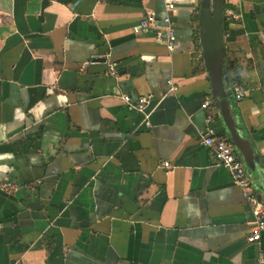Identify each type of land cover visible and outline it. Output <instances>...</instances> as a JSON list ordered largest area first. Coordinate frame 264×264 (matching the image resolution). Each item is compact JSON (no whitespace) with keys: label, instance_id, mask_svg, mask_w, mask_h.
<instances>
[{"label":"crops","instance_id":"0c3cea01","mask_svg":"<svg viewBox=\"0 0 264 264\" xmlns=\"http://www.w3.org/2000/svg\"><path fill=\"white\" fill-rule=\"evenodd\" d=\"M201 3L178 5L170 52L133 32L149 12L160 23L163 0H0V264H264L250 205L200 143L208 113L229 140ZM226 10L227 109L264 197V0ZM147 96L150 127L123 101Z\"/></svg>","mask_w":264,"mask_h":264},{"label":"built area","instance_id":"2783aa9c","mask_svg":"<svg viewBox=\"0 0 264 264\" xmlns=\"http://www.w3.org/2000/svg\"><path fill=\"white\" fill-rule=\"evenodd\" d=\"M181 1L182 0H163L166 15L160 23L158 22L156 15L149 12L134 28L133 32L135 34H141L154 28L155 41L163 44L168 51L173 52L174 45L176 43V35L172 28L171 19ZM225 18L230 22L237 21L239 19V17L231 10L225 11ZM109 72L112 76H116L117 74L113 65L109 66ZM169 86L170 92L176 91V88L172 85V83H169ZM233 93L236 102H240L246 95L245 90L240 85L233 86ZM151 100V96L140 97L134 104H131L129 97L123 98V101L132 105L131 107L136 112L145 114L144 118L146 127H150L148 121L149 113L147 112V109ZM210 105V102L206 100L201 105V108L208 111L210 109ZM214 122V115L212 113H208L206 116L208 128L200 136V143L202 146L211 151L215 164L226 169L231 174L233 182L241 189L243 198L250 205L253 215L252 230L247 238V242L251 244L258 243L261 239V234L264 232V201L259 200L257 195L254 193L246 170L244 169L241 159L238 157L232 144L229 140L217 136L215 129L212 127ZM164 166L169 167L168 164H165ZM9 187H11L9 183L4 185V188Z\"/></svg>","mask_w":264,"mask_h":264},{"label":"water","instance_id":"95a60500","mask_svg":"<svg viewBox=\"0 0 264 264\" xmlns=\"http://www.w3.org/2000/svg\"><path fill=\"white\" fill-rule=\"evenodd\" d=\"M224 14V0H202L200 17L201 46L213 91L214 104L220 110V116L229 135V142L241 159L248 175L247 170L252 155L251 149L233 123L225 98V92L229 96L232 95V87L224 66ZM250 169L252 170V168ZM256 195L259 200L264 201V197L259 194Z\"/></svg>","mask_w":264,"mask_h":264},{"label":"trees","instance_id":"16d2710c","mask_svg":"<svg viewBox=\"0 0 264 264\" xmlns=\"http://www.w3.org/2000/svg\"><path fill=\"white\" fill-rule=\"evenodd\" d=\"M237 80H238V79L235 77V78H233L232 81H233V83H235V82H237Z\"/></svg>","mask_w":264,"mask_h":264}]
</instances>
